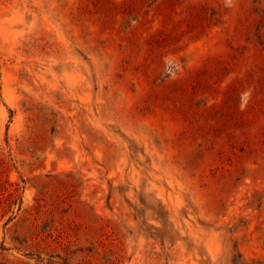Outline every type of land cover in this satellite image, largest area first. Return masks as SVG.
<instances>
[{"label":"rangeland","instance_id":"1","mask_svg":"<svg viewBox=\"0 0 264 264\" xmlns=\"http://www.w3.org/2000/svg\"><path fill=\"white\" fill-rule=\"evenodd\" d=\"M0 264H264V0H0Z\"/></svg>","mask_w":264,"mask_h":264}]
</instances>
